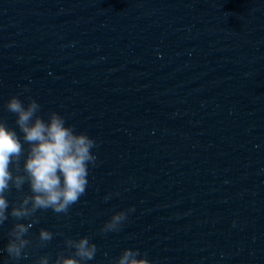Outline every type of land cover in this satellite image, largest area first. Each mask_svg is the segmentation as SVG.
<instances>
[{"label": "water", "instance_id": "1", "mask_svg": "<svg viewBox=\"0 0 264 264\" xmlns=\"http://www.w3.org/2000/svg\"><path fill=\"white\" fill-rule=\"evenodd\" d=\"M14 94L98 145L85 195L67 215L38 213L29 238L63 235L20 264H52L81 236L97 245L88 264L125 248L152 264H264V0H0L13 127ZM129 207L121 231L100 233Z\"/></svg>", "mask_w": 264, "mask_h": 264}, {"label": "clouds", "instance_id": "2", "mask_svg": "<svg viewBox=\"0 0 264 264\" xmlns=\"http://www.w3.org/2000/svg\"><path fill=\"white\" fill-rule=\"evenodd\" d=\"M4 107L14 114L15 127L8 124L7 118L0 117V228L11 220L6 231L7 243L0 252L6 253L10 264H20L29 255L30 247L44 248L56 235H63L40 228L35 241L29 238L30 230L40 222L38 213L51 210L67 215L85 195L89 166L97 162L92 150L98 145L56 111L48 112L45 119L40 114L41 105L32 97L25 103L19 94L11 95ZM13 190L20 196L10 201L8 196ZM134 211V207H129L114 212L100 233L121 231L129 213ZM64 245L71 254L57 252L52 264H88L98 251L89 236L65 237ZM50 259V254H45L33 264H49ZM109 264H152V261L138 248H125Z\"/></svg>", "mask_w": 264, "mask_h": 264}]
</instances>
